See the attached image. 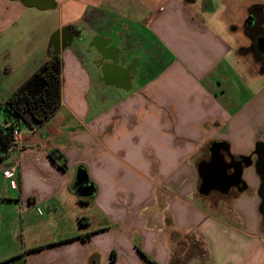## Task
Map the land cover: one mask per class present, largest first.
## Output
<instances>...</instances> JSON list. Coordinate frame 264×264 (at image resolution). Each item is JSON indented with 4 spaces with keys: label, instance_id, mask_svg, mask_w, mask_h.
I'll use <instances>...</instances> for the list:
<instances>
[{
    "label": "crops",
    "instance_id": "1",
    "mask_svg": "<svg viewBox=\"0 0 264 264\" xmlns=\"http://www.w3.org/2000/svg\"><path fill=\"white\" fill-rule=\"evenodd\" d=\"M220 3L214 19L196 0H0V124L6 99L54 51L51 36L69 33L59 108L22 127L0 160V264H150L143 253L158 264H264L253 165L221 211L234 223L198 193L212 143L238 156L264 142L229 75L240 17L257 11L264 27V0Z\"/></svg>",
    "mask_w": 264,
    "mask_h": 264
},
{
    "label": "trees",
    "instance_id": "2",
    "mask_svg": "<svg viewBox=\"0 0 264 264\" xmlns=\"http://www.w3.org/2000/svg\"><path fill=\"white\" fill-rule=\"evenodd\" d=\"M62 81V57L50 48L47 59L12 91L2 107L5 118L0 124V160L12 148L14 129L40 126L55 114L61 103ZM49 155L62 168H66V158L59 150L53 149ZM198 193L203 195L199 189ZM83 237H88V234ZM143 255L150 264H158L146 254Z\"/></svg>",
    "mask_w": 264,
    "mask_h": 264
},
{
    "label": "rangeland",
    "instance_id": "3",
    "mask_svg": "<svg viewBox=\"0 0 264 264\" xmlns=\"http://www.w3.org/2000/svg\"><path fill=\"white\" fill-rule=\"evenodd\" d=\"M196 3L199 6L203 3L209 4V7L212 6V8H214V19L222 10L220 0H196ZM245 16L246 15L243 14V17H240L239 24L237 25L241 26L242 33H237L236 52L232 58L233 64L230 68L231 70L229 75L235 83L233 97L238 98L241 106H245L246 113L247 111L250 112L251 130H253L251 131L252 134L254 132H261L264 134V73H261L264 62V54L255 47L256 36H260L261 34L264 35V27H262V25L255 24V26L252 27L253 30H250L246 25L247 23H244ZM243 23L245 25H241ZM256 143L257 142L253 138L252 151L255 149ZM242 144L243 143H235V145H239V147H243ZM235 149L238 148L235 147ZM241 155L246 154H238V156ZM235 192L236 191L230 192V196ZM207 196V198H209L208 200L212 203L218 202V211L215 212V216L220 220V222L224 224L234 223L232 219L225 217V213L221 212L224 210V207L225 211L228 210L230 196L222 195L215 191L210 192ZM221 199L224 200L222 201ZM73 209H75V207L70 204L67 208H64V211L70 212ZM186 246L189 258L200 255V248L197 243L188 244Z\"/></svg>",
    "mask_w": 264,
    "mask_h": 264
},
{
    "label": "water",
    "instance_id": "4",
    "mask_svg": "<svg viewBox=\"0 0 264 264\" xmlns=\"http://www.w3.org/2000/svg\"><path fill=\"white\" fill-rule=\"evenodd\" d=\"M28 6H37L39 8H48L53 6L52 0H20ZM69 34V33H68ZM67 31H56L51 36L50 44L54 48V53H58L60 46V39L65 41L67 39ZM257 48L264 53V37H259L256 40ZM229 145L226 141L214 142L209 148V158L201 161L197 166L198 176L200 178L199 192L207 195L212 191L220 194H227L231 188H236L239 192L247 189V184L243 179V168L253 165L256 174L260 179L259 195L261 203L259 206L262 219L264 220V142H257L254 153L257 156L255 162H252L250 155H241L239 159L235 160L229 156V160L225 158L222 150H228ZM77 182L83 184V192H88L93 186L84 184L87 180L84 170H79L76 176Z\"/></svg>",
    "mask_w": 264,
    "mask_h": 264
},
{
    "label": "flooded vegetation",
    "instance_id": "5",
    "mask_svg": "<svg viewBox=\"0 0 264 264\" xmlns=\"http://www.w3.org/2000/svg\"><path fill=\"white\" fill-rule=\"evenodd\" d=\"M252 17H251V22L249 23H247L248 25H247V27H249V29L251 30H253V26H255V24H257L256 22H258L259 20H260V15H259V12H257V11H253L252 13ZM259 15V16H258ZM259 25V24H258ZM250 33V32H249ZM259 37V36H258ZM256 47H257V45H256ZM258 49V48H257ZM222 152L224 153V155H225V158L227 159V160H229V156H231V157H233L235 160H237V159H239V156H236V155H232V154H230L229 152H228V150H222ZM246 155H250L251 156V160H252V162H255V160L257 159V156H256V154L254 153V150L252 151V152H250L249 154H246ZM209 158V157H208ZM207 158V159H208ZM206 159V160H207ZM232 191H238L236 188H231V190L226 194V196L227 195H230V192H232ZM222 195H225V194H222Z\"/></svg>",
    "mask_w": 264,
    "mask_h": 264
},
{
    "label": "built area",
    "instance_id": "6",
    "mask_svg": "<svg viewBox=\"0 0 264 264\" xmlns=\"http://www.w3.org/2000/svg\"><path fill=\"white\" fill-rule=\"evenodd\" d=\"M20 138V129H14L13 131V136H12V145H15V143L17 142V140ZM15 172V168L14 167H11L8 172L6 173V176L7 177H11L13 175V173ZM10 184L12 187H14L15 185V182L14 180H11L10 181Z\"/></svg>",
    "mask_w": 264,
    "mask_h": 264
}]
</instances>
